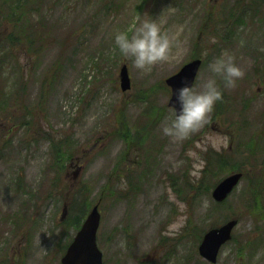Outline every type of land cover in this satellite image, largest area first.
Segmentation results:
<instances>
[{"label": "rangeland", "instance_id": "obj_1", "mask_svg": "<svg viewBox=\"0 0 264 264\" xmlns=\"http://www.w3.org/2000/svg\"><path fill=\"white\" fill-rule=\"evenodd\" d=\"M42 2L50 21L58 23L57 32L46 31L58 39L52 37L41 54L20 44L15 57L0 65L3 100L21 79L11 63L18 60L16 69L29 81L27 93L13 95L0 117V264H61L65 246L80 229L63 226L68 198L63 186L49 196L55 175L49 164L53 148L44 137L49 132L57 142L70 136L61 152L70 154L63 183L70 189L87 184V215L99 206L104 264H212L198 247L206 232L231 218L239 224L216 264H264V152H246L264 113V79L259 70L253 74L256 62L264 65V0ZM144 18L156 19L172 38L168 58L150 71L136 68L115 43L118 32L131 34ZM2 23L0 36L12 30ZM70 31L71 43L62 45ZM225 52L244 71L218 100L225 113L215 117L217 101L198 130L172 139L162 129L172 112L165 79L197 55L203 65L195 85L215 77L224 89L209 63ZM60 62L55 86L43 94L42 80H50ZM124 64L132 81L128 93L120 88ZM148 132H155L154 140H148ZM220 151L231 158L226 167L215 168L207 184L240 170L245 176L225 204L215 205L213 190L192 187L202 180L207 153ZM17 175L31 191L16 187Z\"/></svg>", "mask_w": 264, "mask_h": 264}, {"label": "trees", "instance_id": "obj_2", "mask_svg": "<svg viewBox=\"0 0 264 264\" xmlns=\"http://www.w3.org/2000/svg\"><path fill=\"white\" fill-rule=\"evenodd\" d=\"M42 5V0H0V31H2V22L9 23L12 26L11 32L6 31L0 36V39L2 38V40H0V49L4 44L8 46L6 47V49L0 51V65L4 64V60L8 56L15 57L14 49H18L17 46L20 44H26L30 48L33 47L34 52H36V54H39L44 50L46 43H48L49 45L52 44V37L58 39L54 32L46 31L47 29L55 28L57 32L58 23H53L50 21L48 16V10L50 9H44V6ZM71 37L72 32L70 31L64 38L62 45H69L71 43ZM198 57L199 56L197 55L194 56V58ZM18 62L19 61L17 60L16 62H14V64L11 63L12 65L10 67L13 71L17 72L18 76H21V79L18 80L17 84H13L16 85L15 88L17 89L11 93L12 95H9V97H7V100H3L2 94L4 92L3 89L0 88V117L2 114L7 113L8 109L11 107L10 102L15 100V97L13 95H15L16 97L24 95V93L26 92L25 90L28 86V80H25L26 77L23 76L22 73L18 72L19 70L16 69L18 66ZM3 69L4 67L0 68V78L5 75ZM255 69L256 71H258L259 65H256ZM60 70L61 65L57 69V72L52 75L53 77H51V80H49V77L45 80H42V84L45 85L42 90L43 94H48L50 88L48 83L49 81L54 80L57 76L60 75ZM222 91L223 94L227 92L225 91V88H222ZM38 102V105H40L42 99L39 98ZM27 113L25 116H23L24 121H28L27 119L29 118V116L27 115ZM222 113H225V104L224 102L218 101L214 112L215 117L219 116ZM8 118H11V116H8ZM259 123H261V121ZM25 125H31V122H27ZM258 127L257 130L253 133V135H251V137L253 138V145H249L246 148V152L250 153L251 156L257 155L258 153H261V151L264 150V145L261 142L262 139L258 134V131L262 129L261 127H264V122L261 124L259 130ZM46 137L51 141L50 144L53 148L49 164H51L50 168L53 169L55 172V175L50 183L49 196H52L54 193H58V191L61 190V185L63 186V190L67 193L66 196H68L67 201H65V204H67L68 214L66 220L63 223V226L67 228L70 225H75L76 228H80L81 223L83 222L88 213V203L85 199V193H87L88 188L87 184L83 183L79 188L70 189L69 187H67V183L66 185L63 183L65 180L63 174H66V171L64 170L66 169V162L69 161L68 159H70V154L67 153V151L66 154H63L61 152L63 147L69 146L70 137L64 135L60 137L59 142H57L58 139L56 140L51 133H48ZM125 138L128 139V137ZM149 139H153V133L150 134L148 132V140ZM240 148L241 142L238 143V151H240ZM234 151L237 152L236 147H234ZM205 158L206 163L202 171V180L201 182H197L192 187L194 190L197 189L200 192L205 190L207 191L208 189H210V192L214 188L215 184H212L211 182L207 184L210 174L215 171L216 167H226L227 162L231 157L224 152L214 154L208 152ZM17 177L18 178H15V183H17L16 185L22 187L25 191H27L28 189L25 186L24 179L20 175H17ZM215 205L221 204L216 203ZM192 228V224L188 225L187 231L188 229ZM66 247L67 246H65V249Z\"/></svg>", "mask_w": 264, "mask_h": 264}, {"label": "clouds", "instance_id": "obj_3", "mask_svg": "<svg viewBox=\"0 0 264 264\" xmlns=\"http://www.w3.org/2000/svg\"><path fill=\"white\" fill-rule=\"evenodd\" d=\"M115 43L121 55L136 68L150 71L157 62L168 58L172 38L156 19L144 18L134 25L131 34L127 30L118 32ZM209 68L222 78L224 88L235 87L238 78L244 75L243 69L227 52L211 61ZM173 91L175 105L162 123V129L166 135L180 141L210 119L217 101L223 98V91L215 77L206 79L202 86L183 78Z\"/></svg>", "mask_w": 264, "mask_h": 264}, {"label": "water", "instance_id": "obj_4", "mask_svg": "<svg viewBox=\"0 0 264 264\" xmlns=\"http://www.w3.org/2000/svg\"><path fill=\"white\" fill-rule=\"evenodd\" d=\"M202 65L200 59L186 64L179 73L167 79V84L172 88L170 107L175 105L174 86L179 84L183 78H187L194 85L196 76ZM121 87L127 91L131 87L127 66L121 69ZM243 174L234 173L223 179L213 190V198L217 202L225 201L233 190L238 186ZM100 213L98 207H94L80 231L69 245L67 252L62 258V264H103V253L97 244V232L100 226ZM238 224L237 219L226 222L219 228L211 229L204 235L199 247L200 255L211 263H216L221 248L232 239V232Z\"/></svg>", "mask_w": 264, "mask_h": 264}]
</instances>
